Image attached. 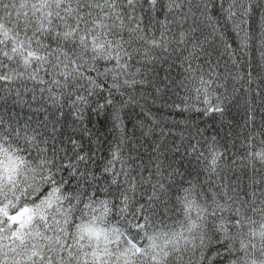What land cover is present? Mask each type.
<instances>
[{
  "label": "snow or ice",
  "instance_id": "1",
  "mask_svg": "<svg viewBox=\"0 0 264 264\" xmlns=\"http://www.w3.org/2000/svg\"><path fill=\"white\" fill-rule=\"evenodd\" d=\"M0 264H264V0H0Z\"/></svg>",
  "mask_w": 264,
  "mask_h": 264
},
{
  "label": "trees",
  "instance_id": "2",
  "mask_svg": "<svg viewBox=\"0 0 264 264\" xmlns=\"http://www.w3.org/2000/svg\"><path fill=\"white\" fill-rule=\"evenodd\" d=\"M26 99H28L29 100V102H30V97H26ZM11 101H9V104L11 105ZM16 107V110L17 111H20V112H22V113H24V114H30V109L27 107V105H16L15 106ZM33 107H35V105H33Z\"/></svg>",
  "mask_w": 264,
  "mask_h": 264
}]
</instances>
